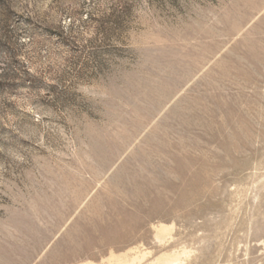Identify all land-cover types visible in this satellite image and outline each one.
I'll return each mask as SVG.
<instances>
[{
	"label": "rangeland",
	"instance_id": "374dc122",
	"mask_svg": "<svg viewBox=\"0 0 264 264\" xmlns=\"http://www.w3.org/2000/svg\"><path fill=\"white\" fill-rule=\"evenodd\" d=\"M0 264H264V0H0Z\"/></svg>",
	"mask_w": 264,
	"mask_h": 264
}]
</instances>
